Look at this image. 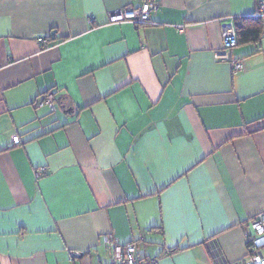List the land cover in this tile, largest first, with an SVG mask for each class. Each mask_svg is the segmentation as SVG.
Listing matches in <instances>:
<instances>
[{"label":"crops","instance_id":"crops-1","mask_svg":"<svg viewBox=\"0 0 264 264\" xmlns=\"http://www.w3.org/2000/svg\"><path fill=\"white\" fill-rule=\"evenodd\" d=\"M157 1L134 26L108 16L136 0H0V264H105L109 232L158 264L248 260L264 35L230 50L243 71L216 54L259 0Z\"/></svg>","mask_w":264,"mask_h":264},{"label":"built area","instance_id":"built-area-1","mask_svg":"<svg viewBox=\"0 0 264 264\" xmlns=\"http://www.w3.org/2000/svg\"><path fill=\"white\" fill-rule=\"evenodd\" d=\"M134 1V0H133ZM138 5L128 3L125 6L109 13L108 22L111 24L130 23L134 26L148 25L152 23V16L160 9L157 0H136ZM256 17H264V0H259L255 13ZM182 30V28H179ZM222 48L217 52L219 60L229 62L234 71H243L244 62L240 59H232L230 50L236 47L237 40L233 22L223 23L221 26ZM41 48H48L51 42L46 38L38 39ZM38 107H47L50 111H56V103L52 91L46 92L37 102ZM13 143L19 144L17 135L12 137ZM46 173L45 167L34 170L36 178ZM249 225L253 234L247 237L248 260L244 264H264V212L253 217ZM102 243L107 248L108 260L105 264H158L157 258H142L138 256L135 243L121 244L113 233H105L101 237ZM219 264H227L219 262Z\"/></svg>","mask_w":264,"mask_h":264},{"label":"trees","instance_id":"trees-1","mask_svg":"<svg viewBox=\"0 0 264 264\" xmlns=\"http://www.w3.org/2000/svg\"><path fill=\"white\" fill-rule=\"evenodd\" d=\"M255 13L256 11L250 16H244L242 18L233 20L237 40L236 47L248 43H258L261 37L264 35L263 25L261 21L262 17H256ZM46 39L49 38L46 37ZM48 91L52 90H47L46 92ZM46 92L42 93L40 97L43 96Z\"/></svg>","mask_w":264,"mask_h":264}]
</instances>
